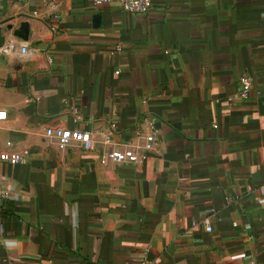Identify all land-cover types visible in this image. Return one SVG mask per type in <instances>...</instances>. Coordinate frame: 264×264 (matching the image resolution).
<instances>
[{
  "label": "crops",
  "instance_id": "obj_1",
  "mask_svg": "<svg viewBox=\"0 0 264 264\" xmlns=\"http://www.w3.org/2000/svg\"><path fill=\"white\" fill-rule=\"evenodd\" d=\"M0 38V264H264V0H0Z\"/></svg>",
  "mask_w": 264,
  "mask_h": 264
},
{
  "label": "built area",
  "instance_id": "obj_2",
  "mask_svg": "<svg viewBox=\"0 0 264 264\" xmlns=\"http://www.w3.org/2000/svg\"><path fill=\"white\" fill-rule=\"evenodd\" d=\"M53 1V0H51ZM102 2L117 3L120 7L129 13L133 14H146L150 9V0H93V5H98ZM116 51H120V47H116ZM252 80L250 76L242 74L239 78V92L240 99L245 100L251 90ZM6 119V112L0 110V120ZM149 133L143 138V143L140 150L143 152H151L158 143V129L156 122L153 118L147 120ZM55 140L56 146L59 150H65L71 146H76L84 152H91L95 148V143L92 141L88 132L80 130H68V129H54L48 132ZM10 146V143H7ZM102 163L112 162L114 164H132L136 165L139 158L127 145L123 144L115 149L110 150L103 154L100 158ZM0 161L11 163H23V156L18 153H2L0 154ZM207 223V222H206ZM206 230L210 232V227L207 224Z\"/></svg>",
  "mask_w": 264,
  "mask_h": 264
},
{
  "label": "water",
  "instance_id": "obj_3",
  "mask_svg": "<svg viewBox=\"0 0 264 264\" xmlns=\"http://www.w3.org/2000/svg\"><path fill=\"white\" fill-rule=\"evenodd\" d=\"M1 44H2V39L0 38V47H1Z\"/></svg>",
  "mask_w": 264,
  "mask_h": 264
}]
</instances>
